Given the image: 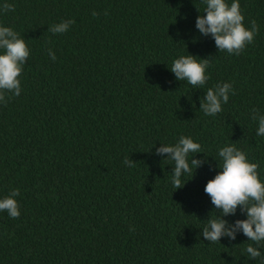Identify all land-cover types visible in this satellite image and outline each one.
I'll use <instances>...</instances> for the list:
<instances>
[{
  "label": "trees",
  "instance_id": "1",
  "mask_svg": "<svg viewBox=\"0 0 264 264\" xmlns=\"http://www.w3.org/2000/svg\"><path fill=\"white\" fill-rule=\"evenodd\" d=\"M6 2L15 11L0 13V26L30 56L20 95L0 101V199L20 190L19 218L0 211V264H262L264 242L254 260L246 248L257 245L242 232L211 243L202 229L220 216L204 188L222 170V147L242 150L264 182V136L252 119L253 109L264 115V0H239L245 26L259 29L240 55L196 28L204 0ZM71 20L65 33L48 31ZM188 54L210 61L203 88L169 69ZM223 83L235 94L205 115L207 89ZM181 136L201 145L189 163H204L175 189L174 162L156 149ZM222 218L247 216L238 208Z\"/></svg>",
  "mask_w": 264,
  "mask_h": 264
},
{
  "label": "clouds",
  "instance_id": "2",
  "mask_svg": "<svg viewBox=\"0 0 264 264\" xmlns=\"http://www.w3.org/2000/svg\"><path fill=\"white\" fill-rule=\"evenodd\" d=\"M204 2L206 15L197 17L196 28L203 36L210 35L220 52L240 55L247 45L254 42L258 34L256 21H251L250 29L245 26V17L241 12L239 0H232L231 4L227 0H204ZM9 11H15L13 4L6 2L0 5V13ZM92 15L98 16L99 13L94 11ZM74 23V20L62 21L52 25L48 31L62 34ZM29 56L30 49L25 39L11 27L0 26V101L5 104L8 102L6 94L11 93L17 97L20 95L22 89L19 77ZM49 56L52 60L56 59L51 49ZM209 66L208 59L198 60L197 57L188 54L175 59L169 69L177 80L187 81L193 88H203L209 79L206 75ZM230 94H235L230 83L208 88L200 102V109L207 116H215L223 111L222 104L228 102ZM252 119L258 120L257 135L264 136V115H259V110L253 109ZM156 153L161 156L167 154V159L174 162L172 184L175 189L185 186L181 180L184 174L193 177L195 170L204 163L193 158L189 163L190 154L203 153L201 145L190 137L181 136L174 146L162 145L156 149ZM218 155L222 159L219 165L222 170L207 182L204 191L210 197L215 209L220 211V216L208 220V225L202 229V235L207 241L217 243L222 237L235 240L237 232H242L248 241L257 245L253 246L250 243L246 248L248 256L255 260L261 257L262 253L258 246L264 242V182L259 178V165L250 162L247 155L234 144L222 147ZM123 163L128 167L135 165V162L128 157ZM19 194L18 188L13 189L10 195L0 199V211H6L13 219H18L20 216L19 204L15 199ZM238 208L246 213L247 219L236 220L234 224H229L222 218L235 215Z\"/></svg>",
  "mask_w": 264,
  "mask_h": 264
}]
</instances>
